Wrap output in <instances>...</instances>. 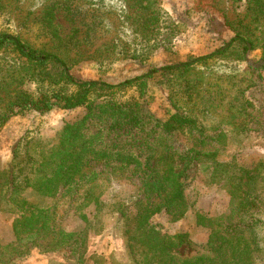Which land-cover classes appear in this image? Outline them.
I'll return each instance as SVG.
<instances>
[{
	"label": "trees",
	"instance_id": "obj_1",
	"mask_svg": "<svg viewBox=\"0 0 264 264\" xmlns=\"http://www.w3.org/2000/svg\"><path fill=\"white\" fill-rule=\"evenodd\" d=\"M233 1L243 4L246 17L259 25L257 34L247 24L233 27L234 36L216 51L152 68L118 83L77 80L64 58L0 31V129L14 116L42 115L54 108L85 109L80 119L64 124L52 139L25 132L12 146L7 166L0 167V213L13 215L16 244L42 241L45 252L69 248L83 262L91 223L87 220L88 225L78 231L60 228L55 221L58 201L75 199V212L82 219H87L82 211L91 205L97 215L104 206L96 193L102 187L103 173L129 172L141 186L134 215L127 216L119 202L108 207L122 218L124 248L131 264H259L264 164L248 169L233 160L218 162L223 135L208 132L203 124L220 106L235 113L232 123L244 131L253 110L245 92L256 84L255 79L211 66L221 62L228 68V61L244 64L248 53L259 49L261 65L256 70H264V0ZM128 3L136 10L139 32L149 44L145 55L138 51L130 58L145 61L155 50L169 48L176 28L158 0ZM58 6L48 7L43 17V26L53 37H57L53 22ZM63 9L73 14L70 7ZM158 72L168 76V100L174 110L165 121L143 114L140 104L148 80ZM182 133L190 135L189 143L171 141ZM203 163L211 166L212 179L226 189L232 207L216 217L196 215V225L209 231L204 250L214 256L181 258L177 251L189 244L187 235L164 233L150 223V217L162 212L172 222L185 217L190 209L185 190L195 168ZM26 190L55 202L51 207L35 206L22 196ZM1 254L0 264H7Z\"/></svg>",
	"mask_w": 264,
	"mask_h": 264
},
{
	"label": "rangeland",
	"instance_id": "obj_2",
	"mask_svg": "<svg viewBox=\"0 0 264 264\" xmlns=\"http://www.w3.org/2000/svg\"><path fill=\"white\" fill-rule=\"evenodd\" d=\"M52 5H59L54 11L53 22L57 37L43 26L44 14ZM65 6L70 7L73 14L67 15L63 9ZM158 6L171 17L177 36L169 48L155 50L145 61L129 56L137 55L138 51L145 55L144 49L149 44L139 32L136 10L128 0H0V31L18 36L35 49L47 50L64 58L71 75L77 80L118 83L152 68L174 65L185 62L189 56H204L216 51L234 36L233 27L247 24L256 34L259 29V25L246 17L245 6L233 0H158ZM160 35L158 39L162 38ZM260 55L261 51L255 49L248 53L244 64L228 61V68L221 62L211 66L219 72L240 71L256 81L245 92L253 110L244 131L232 123L234 118L231 116L235 113L220 106L213 110V117L203 121L208 132L215 134L221 131L223 135L218 162L233 160L248 169L259 162L264 164V70H256L261 65ZM168 95L167 74L155 73L148 80L146 95L140 100L143 114L160 121L167 120L174 112ZM84 113V108L71 111L54 108L42 115L17 116L18 122L7 124L10 126L2 131L5 123L0 129V158H4L25 132H37L41 137L52 139L64 124L80 119ZM214 127L218 130L214 131ZM16 130L19 136L13 134ZM190 139L187 133L171 137L176 145L187 144ZM107 173H103L100 179L102 187L96 192L104 205L99 214L95 215L96 207L91 205L82 211L87 216V219H82L81 214L75 212L76 200L68 197L60 199L56 205L55 221L65 231L82 230L88 225L87 220L91 223L87 258L83 262L79 263L69 248L45 252L42 248L45 242L42 241L16 244L11 232L13 215L8 213H0L2 259L7 264H131L124 248L122 218L115 208L113 211L108 206L119 202L122 211L129 217L133 216L140 182L129 172L122 175ZM211 173V166L207 163L195 168L185 190L190 209L184 218L172 222L163 212L150 217V223L164 233L187 235L189 244L177 251L181 258L210 254L203 247L209 231L196 225V215L216 217L228 213L232 207L228 192L212 179ZM22 196L40 208L51 207L55 202V199L40 197L30 190ZM116 208L121 209V206ZM259 240L262 248L259 264H264V225L259 229ZM103 241L106 250L100 249Z\"/></svg>",
	"mask_w": 264,
	"mask_h": 264
},
{
	"label": "crops",
	"instance_id": "obj_3",
	"mask_svg": "<svg viewBox=\"0 0 264 264\" xmlns=\"http://www.w3.org/2000/svg\"><path fill=\"white\" fill-rule=\"evenodd\" d=\"M17 118H19V117L14 116V117H12L10 120H8V121L6 122V125L3 127L2 131L5 130V128H7V126H10V125H7V124H11L12 122H14V123L18 122L19 119H17ZM13 132H14L13 134H16V136H17V134H18L19 131L17 132V130H16V131H13ZM13 134H12V135H13ZM19 135H20V134H18V136H19ZM10 141H11V139H10ZM12 141H14V140H12ZM15 141H16V140H15ZM12 144H13V142L10 143V147H11ZM9 157H10V150H8V152L5 153L4 158H0V167H1L2 169H4V168L7 166V163H8L9 160H10ZM11 227H12V222H11ZM11 232H12V228H11ZM12 235H13V234H12ZM103 244H104V241L100 243V249L106 250L105 247L103 246ZM103 250H102V251H103ZM118 250H119V249H118ZM102 251H100V252L102 253Z\"/></svg>",
	"mask_w": 264,
	"mask_h": 264
}]
</instances>
